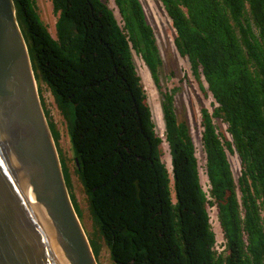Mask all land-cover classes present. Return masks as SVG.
Returning a JSON list of instances; mask_svg holds the SVG:
<instances>
[{"label": "trees", "instance_id": "obj_1", "mask_svg": "<svg viewBox=\"0 0 264 264\" xmlns=\"http://www.w3.org/2000/svg\"><path fill=\"white\" fill-rule=\"evenodd\" d=\"M13 1L38 93L50 90L67 123L92 232L77 202L76 213L96 259L106 246L113 264H264V0H160L178 53L215 101L212 112L201 111L209 191L175 91L161 85L162 54L140 0H113L120 20L105 0H51L56 37L37 0ZM135 54L162 98L172 174ZM48 124L58 147L59 131ZM230 155L240 160L236 177ZM60 160L70 192L68 161ZM210 208L225 240L221 253Z\"/></svg>", "mask_w": 264, "mask_h": 264}, {"label": "water", "instance_id": "obj_2", "mask_svg": "<svg viewBox=\"0 0 264 264\" xmlns=\"http://www.w3.org/2000/svg\"><path fill=\"white\" fill-rule=\"evenodd\" d=\"M0 264H98L70 198L13 0H0Z\"/></svg>", "mask_w": 264, "mask_h": 264}, {"label": "rangeland", "instance_id": "obj_3", "mask_svg": "<svg viewBox=\"0 0 264 264\" xmlns=\"http://www.w3.org/2000/svg\"><path fill=\"white\" fill-rule=\"evenodd\" d=\"M105 1H107L110 7L115 10L117 17L120 20V16L118 10L115 7L114 1ZM140 1L144 7L147 21L155 31L158 45L162 54L163 66L160 72L161 85L165 90L172 92L175 91L174 98L178 118L180 121L187 122L191 127L192 135L197 147V157L200 162L201 181L204 189L206 191H209L210 184L205 170L206 158L201 143V135L203 131V128L201 127V111L203 108H207L210 112H212L215 108V101L209 92L207 95L206 91L203 90V87H205L206 89L208 88L205 79L202 77V87L192 72L189 60L182 57L178 53L175 46L176 31L173 28L172 22L168 17L163 4L160 2V0ZM37 5L43 22L48 27L52 36L56 37V22L58 17L54 13L51 0H37ZM134 59L138 74L142 78V83L147 92V96L153 113V119L156 124V131L164 139L162 145V159L166 164L169 172L172 174V158L169 145L165 141V123L162 111V98L159 90L157 89V86L153 81L150 71L145 65L141 56L135 54ZM40 98L44 102L45 109L50 113L49 117H46L47 120L52 121L56 125L61 137L60 146H58L57 149L59 152V156L61 157L62 154L68 161L72 184V189L70 190L69 194L72 204L75 210H78V203L79 207L82 209V214L84 215V217H86V227L90 232H92L93 221L90 217V214L92 212L90 209L89 197L85 191L80 176L75 173V157L74 152L72 151L67 123L59 112L54 98L50 90L46 86H43ZM216 124L219 126V132L223 133L226 137L231 139L230 135L227 133V125L222 123L221 121H216ZM230 161L232 164L234 175L236 177L241 171L240 160L237 155H230ZM210 216L213 229L217 236L216 250L221 253L225 250V240L218 221L216 208H210ZM84 230L87 236L91 239L90 233L86 231L85 228ZM99 237L97 234H95V238L99 240ZM96 260L98 264H113L109 249H107L106 246H104V248L101 250L100 256Z\"/></svg>", "mask_w": 264, "mask_h": 264}]
</instances>
